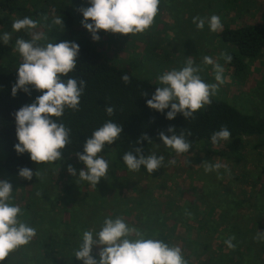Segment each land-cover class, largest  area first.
Instances as JSON below:
<instances>
[{
	"label": "trees",
	"instance_id": "obj_1",
	"mask_svg": "<svg viewBox=\"0 0 264 264\" xmlns=\"http://www.w3.org/2000/svg\"><path fill=\"white\" fill-rule=\"evenodd\" d=\"M23 1L0 0V34L15 32L12 23L17 19L29 17L35 20L40 16L44 21L50 19L48 13L51 8L43 7L40 10L33 6L32 9ZM68 1L72 7L71 12L65 7L66 2L59 4V8L53 6L56 15L63 19L64 27L54 25L52 20L46 25L51 30L62 29L64 38L73 40L75 32L72 28L75 19H83L80 9L89 7L90 4L88 0ZM242 1L227 0L223 5L228 9L238 7L243 11ZM244 10L248 11L249 6L246 5ZM228 25L233 28L227 27L221 32L222 40L233 49L228 55L232 59L227 63L235 78H243L250 65L247 61L257 60L264 53V8L259 10L257 20L252 23ZM20 32L19 37L25 39L27 34ZM9 42L14 40L10 38ZM72 42L80 48L76 67L68 77L62 79L83 80L85 87L78 108L74 110L66 107L63 116L59 118V122L70 130L69 143L61 150V158L54 162L39 164L30 159L29 153L21 155L15 151L14 146L18 143L15 113L23 106L33 103L42 92L28 86V92L20 90L15 96L12 95L21 59L13 70L0 72V169L14 176L19 183L29 186L38 182L33 170L35 165L66 163L72 158H78V154L83 153L87 138L108 121L121 125L122 133L113 144L105 145L99 155L125 169L127 166L122 159L125 153H135V149L141 147L143 153L149 155L155 143L163 144L160 133L163 132L169 137L173 134L169 129H173L176 134L183 132L191 145L188 152L180 154L191 155L197 151L199 144L204 143L208 146L207 159L221 157L238 167L244 166L245 163V138L264 139V117L246 114L227 101L217 98H211L210 104L187 120L182 114L168 120L166 116L170 109L162 114L147 106V100L151 99L157 87L150 80L136 76L127 66L115 64L99 52L91 41L75 39ZM6 49V46L0 43V61L4 58ZM125 75L129 77L127 84L121 79ZM106 105L114 108L111 116L104 110ZM222 127L230 131V139L222 149L213 150L215 145L211 143V136ZM143 136L149 139L142 140ZM22 168L33 172L31 180L19 176V170ZM263 175L264 165L261 175H257V183L262 180ZM259 185L255 183L253 191L246 197L235 195L230 201L215 204L221 209L215 218L208 216V212L213 210L214 201H203L200 204L195 201L178 206V203L171 200L166 206L157 201L150 204L157 213H161L159 217L154 219L147 212L136 213L134 222L140 226L129 224L130 221L125 223L148 237L180 247L188 264H264V241L256 239L258 231L264 233V185L258 187ZM87 207L91 206L87 204ZM27 208L24 213L30 219L24 222L36 229V235L28 245L10 253L3 264H83L74 257V252L81 242L82 233L88 230L86 228L89 223L96 226L92 230H100L104 219L101 214L92 218L91 214L74 209L67 228L64 229L66 234L61 237L51 229H41L40 223L31 217ZM168 213L170 214L166 215ZM116 215L121 214L115 211L113 214H106V217L115 219L118 218ZM232 237L234 247L229 248L225 240ZM99 251L98 247L93 248L94 258L99 259Z\"/></svg>",
	"mask_w": 264,
	"mask_h": 264
},
{
	"label": "rangeland",
	"instance_id": "obj_2",
	"mask_svg": "<svg viewBox=\"0 0 264 264\" xmlns=\"http://www.w3.org/2000/svg\"><path fill=\"white\" fill-rule=\"evenodd\" d=\"M226 1L160 0L153 25L143 33L123 35L101 30L98 33L100 37L98 41L93 40L91 33L82 26L84 17L80 20L76 18L72 28L75 32L73 40L86 39L93 42L99 52L112 62L127 66L136 76L148 79L156 86H159L160 75L173 69H182L191 58L193 66L200 69L198 74L201 79L206 83L218 85L216 94L211 98L225 100L246 114L264 117V53L257 60L247 61L250 65L248 64L246 76L235 78L224 59L233 49L221 38V32L225 28H233L228 24L240 26L257 20L259 10L264 8V0H243L241 2L243 11L238 7L226 8L223 5ZM23 2L32 9L33 6L40 10L43 7L51 8L48 13L50 19L44 21L41 16L36 17L34 20L37 24L36 29L31 32L24 31V34H27L25 40L39 36L37 43L40 45L73 41L64 38L62 29L55 31L46 25L51 20L59 18L53 6L59 8V4L66 2L65 7L71 12L72 7L68 0ZM246 5L249 6L248 11L244 10ZM212 15L220 17L222 31L213 33L207 25L200 30L193 23L194 17L207 18ZM10 34L14 42L1 43L7 49L0 61V72L13 70L21 59L19 53L15 51V42L20 38L21 32ZM205 56H210L224 69L222 84L215 80L213 66L204 63ZM262 140L264 139L259 137L245 138V163L242 167L221 157L207 159L208 146L204 143L199 144L197 151L191 155L178 154L161 143H155L149 154L163 156L164 167L151 174L143 166L141 170L130 171L107 161L109 170L106 178L94 186L81 180L78 175L73 176L69 173V166L75 168L77 173L85 168L78 158H72L66 163L35 165L33 170L38 182L34 185H23L1 169L0 180L12 185L13 202L22 210L19 217L21 220L30 219L24 213L28 206L27 212L40 223L41 229H51L61 237L66 234L64 229L67 228L74 209L91 214L92 218L100 213L104 219L109 218L106 214L119 211L121 215L116 216L125 222L130 221L129 224L140 226L134 222L136 213L147 212L154 219L161 214L150 205L156 201L166 206L172 200L181 206L188 202L197 201V204H200L210 200L214 201V207L208 212L210 213L208 216L212 215L215 218L221 211L215 204L230 201L235 195L246 197L253 191L255 183L260 184L258 187L264 185V177L259 183L256 182L257 175H261V168L264 165ZM226 143L227 141L220 142L212 149L220 150ZM204 163L213 165L219 163L222 167L218 171L205 172ZM87 204L91 207L88 208ZM94 228L96 226L89 223L86 229Z\"/></svg>",
	"mask_w": 264,
	"mask_h": 264
},
{
	"label": "clouds",
	"instance_id": "obj_3",
	"mask_svg": "<svg viewBox=\"0 0 264 264\" xmlns=\"http://www.w3.org/2000/svg\"><path fill=\"white\" fill-rule=\"evenodd\" d=\"M88 3L89 7L80 9L84 17L81 23L91 33L93 40L98 41L101 30L123 35L143 33L153 25L160 0H88ZM53 22L63 26L61 18H55ZM193 23L200 30L207 25L213 33L223 28L220 17L216 15L194 17ZM36 27V22L29 17L12 23L15 32H31ZM10 38V33H2L0 43L7 44ZM38 40L39 36H34L31 40L18 38L15 42V51L19 53L22 62L17 67L18 77L12 95L15 96L20 90L28 92V86H33L42 94L15 113L18 143L14 147L18 154L29 153L33 162L44 164L61 158V150L69 143L70 130L59 122V118L63 116L66 107L74 110L78 108L85 82L74 78L62 79L68 77L76 67L80 51L78 44L60 42L40 45ZM224 59L230 62L232 58L225 56ZM203 61L213 66L215 80L222 84L224 69L210 56H205ZM199 71L189 58L182 69H173L160 75L159 86L155 88L151 99L147 100V106L162 114L170 109L166 116L168 120L175 119L177 114H182L186 120L193 117L211 103V96L218 90L217 84L203 81ZM121 79L126 84L129 82L127 75ZM104 110L109 116L114 112V108L108 105ZM169 132L173 133L170 137L160 133L163 145L178 154L188 152L191 145L184 133L176 134L173 129H169ZM121 133L122 126L111 121L95 129L85 141L83 153L78 154L85 168L77 173L75 168L69 166V173L96 186L106 178L109 170L108 162L99 154L105 145L113 144ZM230 135V131L222 127L212 134L211 143L217 145L227 141ZM141 139L149 138L143 136ZM122 159L130 171L141 170L143 166L151 174L164 167L163 156L154 153L145 155L141 147H137L135 153H125ZM203 166L205 172L218 171L222 167L219 163H204ZM19 176L31 180L33 172L22 168ZM13 193L12 185L0 180V264L10 253L28 245L36 235V229L19 218L22 210L13 202ZM233 239L225 240L229 248L234 247ZM256 239L264 241V233L258 231ZM94 247L100 249L99 259L92 255ZM74 257L83 264H188L180 247L148 237L119 217L105 218L99 231L85 230Z\"/></svg>",
	"mask_w": 264,
	"mask_h": 264
}]
</instances>
